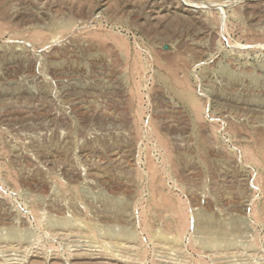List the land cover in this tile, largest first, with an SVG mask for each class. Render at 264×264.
Masks as SVG:
<instances>
[{"label": "rangeland", "instance_id": "rangeland-1", "mask_svg": "<svg viewBox=\"0 0 264 264\" xmlns=\"http://www.w3.org/2000/svg\"><path fill=\"white\" fill-rule=\"evenodd\" d=\"M0 264H264V0H0Z\"/></svg>", "mask_w": 264, "mask_h": 264}]
</instances>
